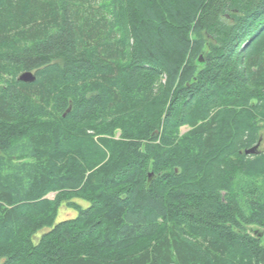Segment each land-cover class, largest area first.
<instances>
[{"label":"trees","instance_id":"obj_1","mask_svg":"<svg viewBox=\"0 0 264 264\" xmlns=\"http://www.w3.org/2000/svg\"><path fill=\"white\" fill-rule=\"evenodd\" d=\"M262 129L264 0H0V264H264Z\"/></svg>","mask_w":264,"mask_h":264},{"label":"rangeland","instance_id":"obj_2","mask_svg":"<svg viewBox=\"0 0 264 264\" xmlns=\"http://www.w3.org/2000/svg\"><path fill=\"white\" fill-rule=\"evenodd\" d=\"M201 60V58H200ZM186 128H183L181 131L182 133L186 132ZM261 143H260V149H263L264 148V129H262L261 131V139H260ZM54 194H50L49 197H53ZM62 213V218H66V217H70L72 216L73 214L70 213V212H61ZM61 218V217H60ZM248 233L253 235V236H258L260 234V239H261V242L263 245H264V231L261 230V229H258L256 227H251L250 229L248 228Z\"/></svg>","mask_w":264,"mask_h":264},{"label":"water","instance_id":"obj_3","mask_svg":"<svg viewBox=\"0 0 264 264\" xmlns=\"http://www.w3.org/2000/svg\"><path fill=\"white\" fill-rule=\"evenodd\" d=\"M35 80V76L33 73H30V72H25V73H22L19 77H18V81L19 82H23V83H32L34 82ZM260 147V142L254 146L253 148L247 150V152L245 151L244 154H255L257 153L258 149ZM258 239L260 238V234L257 236Z\"/></svg>","mask_w":264,"mask_h":264}]
</instances>
